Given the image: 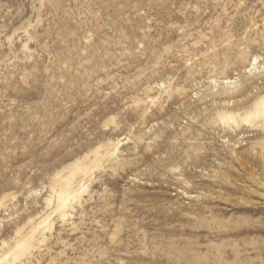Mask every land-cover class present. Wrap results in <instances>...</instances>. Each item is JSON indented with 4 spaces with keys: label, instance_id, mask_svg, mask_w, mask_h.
<instances>
[{
    "label": "rangeland",
    "instance_id": "rangeland-1",
    "mask_svg": "<svg viewBox=\"0 0 264 264\" xmlns=\"http://www.w3.org/2000/svg\"><path fill=\"white\" fill-rule=\"evenodd\" d=\"M0 264H264V0H0Z\"/></svg>",
    "mask_w": 264,
    "mask_h": 264
}]
</instances>
